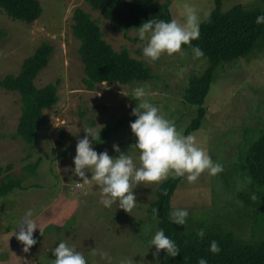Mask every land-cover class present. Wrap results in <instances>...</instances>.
Returning <instances> with one entry per match:
<instances>
[{
	"label": "rangeland",
	"instance_id": "obj_1",
	"mask_svg": "<svg viewBox=\"0 0 264 264\" xmlns=\"http://www.w3.org/2000/svg\"><path fill=\"white\" fill-rule=\"evenodd\" d=\"M39 1L42 12L29 24L12 20L0 9V29L6 32L0 40V78L7 73L16 75L26 56L44 41L53 46V51L34 84L42 87L59 80L58 100L44 110L49 122L40 127L32 147L11 139L20 116V100L17 94L0 87V165H11L7 174L21 180L20 188L0 197V264H53V250L60 242L74 246L87 264H109L101 253L111 257V264H119L122 258H131L133 264H158L155 246H148L159 231L158 219L147 212L157 186L141 185L134 190L137 202L131 214L118 204L105 208L99 202L98 186L83 183L74 175L76 145L85 136V127L97 132L103 126L121 123L108 139L93 143V148L117 157L119 153L113 149L117 144L127 154L136 143L130 123L137 119L131 115L139 103L132 98L137 87H143L148 93L145 99L184 134L197 108L183 102V92L189 77L203 73L207 61L193 60L187 47L183 48L186 55H164L148 63L142 52L146 41L139 40L137 28L115 30V23L92 10L85 0ZM167 1L173 18L181 22L185 4L197 9L201 21L214 8L213 0ZM221 1L223 11L236 4L264 8L262 0ZM75 8L88 12L99 24L105 41L114 50L125 47L131 57L150 68L153 78L129 84L104 82L88 90L83 83L79 41L71 32ZM182 67L188 71L184 79H179L177 73ZM203 106L206 116L200 128L190 134L214 162L223 165V171L216 176L205 173L195 184L182 179L171 197V206L188 211L190 233L205 223L216 231L230 232L236 239H262L264 188L247 184L243 164L250 144L264 131V37L250 52L216 69ZM130 154L137 159V153ZM37 161L36 169L26 170ZM86 175L91 180L89 170ZM76 183L82 187L76 188ZM253 194L257 196L255 201L251 199ZM28 209L33 210L32 219L43 228V235L37 227V243L25 253L14 234L19 232L18 222Z\"/></svg>",
	"mask_w": 264,
	"mask_h": 264
},
{
	"label": "trees",
	"instance_id": "obj_2",
	"mask_svg": "<svg viewBox=\"0 0 264 264\" xmlns=\"http://www.w3.org/2000/svg\"><path fill=\"white\" fill-rule=\"evenodd\" d=\"M85 1L104 19L113 21L115 30L138 28L150 19L170 21L173 18L167 0ZM213 2L214 8L208 13L210 18L201 22L199 39L192 41L193 47L198 46L203 50L205 55L202 59L207 61V67L200 75L190 76L184 89L183 102L197 108L196 116L185 128L184 135L197 131L206 116L203 105L216 69L244 56L264 37V24L255 23L258 16L264 15V8H246L236 4L223 11L221 0ZM0 9L12 20L26 24L38 19L42 12L39 0H0ZM71 32L79 41L78 54L85 74L83 83L88 90H94L104 82L129 84L153 78L150 68L131 57L125 47L114 50L105 41L97 21L85 10L74 9ZM5 36L6 32L0 29V40ZM52 51L53 46L42 41L26 56L16 75L7 73L0 78V87L17 94L20 100V116L11 139H20L29 147L37 142L40 127L49 122L44 110L58 100V79L42 87L34 84L38 73L48 64ZM120 126L121 123L103 126L96 132L100 133V139L93 143L99 144L108 139ZM37 164L38 161L26 170L36 169ZM11 169V165H0V197L21 186L20 179L7 174ZM243 169L250 187L264 188V131L250 144ZM181 180L169 178L159 184L147 207V212L158 219L159 230H163L180 250L176 257H169L166 250H161L158 264H198L200 258L206 259L207 264H264V238L253 241L236 239L230 232L216 231L206 227L205 223L199 224L190 233L187 223L181 226L170 222L169 212L173 210L170 200ZM154 208L159 212L154 213ZM200 229L205 231L203 239L197 236ZM213 240L221 249L218 254L209 250Z\"/></svg>",
	"mask_w": 264,
	"mask_h": 264
},
{
	"label": "clouds",
	"instance_id": "obj_3",
	"mask_svg": "<svg viewBox=\"0 0 264 264\" xmlns=\"http://www.w3.org/2000/svg\"><path fill=\"white\" fill-rule=\"evenodd\" d=\"M183 9V22L176 18L170 21L150 19L137 28L139 40L146 41L142 48L146 62L155 63L164 55L169 57L176 54L186 55L183 52L185 45L191 47L193 60L204 57L205 54L200 47L192 46V41L199 39L200 36L201 16L192 5L185 4ZM209 18V14L205 13L204 20ZM255 23L264 24V15L258 16ZM187 71V68H180L178 78L184 79ZM147 95L143 87H137L133 91L132 98L139 102L131 112L137 119L130 123L136 143L131 145L127 154L122 152L117 144L113 145L115 152L119 153L117 157L110 156L107 150L97 152L93 148V141L100 139V133L97 134L91 127L83 129L86 134L77 142L74 175L81 177L83 183L94 182L98 186L99 202L105 208L118 204V208L131 214L136 206L137 197L134 190L138 186L151 188L169 178L186 179L189 184H195L205 173L216 176L223 171V165L212 160L207 150L199 145L196 137L178 131L174 121L167 119L158 107L145 99ZM130 151L137 153V159H133ZM86 170L91 172V180L88 179ZM251 199L255 201L257 196L253 194ZM153 212L159 211L154 208ZM32 217L33 210L28 209L18 222L19 232L14 234L23 245L25 253L37 243L34 239L37 227L43 235V228ZM187 217L186 209L176 208L169 212V220L173 224L184 226ZM197 236L203 239L204 229H200ZM148 246L149 248L155 246V256H159L161 250H166L169 257H176L180 253L177 245L163 230L154 234ZM209 250L213 254L221 251L214 240ZM53 254L55 256L53 264H87L85 256L66 242H60L53 250ZM101 256L108 259L111 264V257L107 253H101ZM119 264H133V260L122 258ZM198 264H207V260L200 258Z\"/></svg>",
	"mask_w": 264,
	"mask_h": 264
},
{
	"label": "built area",
	"instance_id": "obj_4",
	"mask_svg": "<svg viewBox=\"0 0 264 264\" xmlns=\"http://www.w3.org/2000/svg\"><path fill=\"white\" fill-rule=\"evenodd\" d=\"M75 187H76V188H81V184H80V183H76V184H75Z\"/></svg>",
	"mask_w": 264,
	"mask_h": 264
},
{
	"label": "crops",
	"instance_id": "obj_5",
	"mask_svg": "<svg viewBox=\"0 0 264 264\" xmlns=\"http://www.w3.org/2000/svg\"><path fill=\"white\" fill-rule=\"evenodd\" d=\"M82 187V186H81Z\"/></svg>",
	"mask_w": 264,
	"mask_h": 264
}]
</instances>
